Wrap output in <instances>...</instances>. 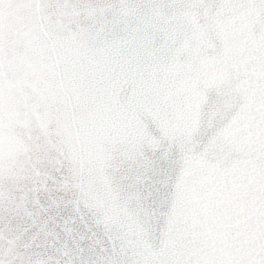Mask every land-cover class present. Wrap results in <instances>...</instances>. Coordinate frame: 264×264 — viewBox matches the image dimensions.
Segmentation results:
<instances>
[{
    "label": "snow or ice",
    "instance_id": "obj_1",
    "mask_svg": "<svg viewBox=\"0 0 264 264\" xmlns=\"http://www.w3.org/2000/svg\"><path fill=\"white\" fill-rule=\"evenodd\" d=\"M0 264H264V0H0Z\"/></svg>",
    "mask_w": 264,
    "mask_h": 264
}]
</instances>
